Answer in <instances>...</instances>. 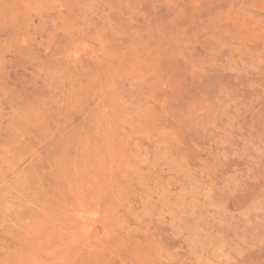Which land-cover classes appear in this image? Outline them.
Here are the masks:
<instances>
[{"label": "rangeland", "instance_id": "rangeland-1", "mask_svg": "<svg viewBox=\"0 0 264 264\" xmlns=\"http://www.w3.org/2000/svg\"><path fill=\"white\" fill-rule=\"evenodd\" d=\"M0 264H264V0H0Z\"/></svg>", "mask_w": 264, "mask_h": 264}]
</instances>
